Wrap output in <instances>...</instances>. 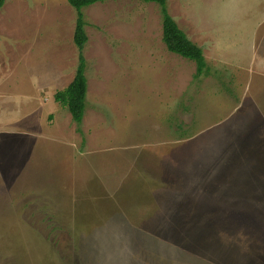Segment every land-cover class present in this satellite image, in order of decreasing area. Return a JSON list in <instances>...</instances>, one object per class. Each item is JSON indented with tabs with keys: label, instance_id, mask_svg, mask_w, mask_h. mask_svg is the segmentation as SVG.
I'll return each mask as SVG.
<instances>
[{
	"label": "rangeland",
	"instance_id": "1",
	"mask_svg": "<svg viewBox=\"0 0 264 264\" xmlns=\"http://www.w3.org/2000/svg\"><path fill=\"white\" fill-rule=\"evenodd\" d=\"M167 9L208 73L166 49L156 3L86 6L78 131L53 99L74 8L4 1L0 264H264V0Z\"/></svg>",
	"mask_w": 264,
	"mask_h": 264
},
{
	"label": "trees",
	"instance_id": "2",
	"mask_svg": "<svg viewBox=\"0 0 264 264\" xmlns=\"http://www.w3.org/2000/svg\"><path fill=\"white\" fill-rule=\"evenodd\" d=\"M5 0H0V8ZM76 12L73 42L77 48V65L72 80L63 88L53 93V99L66 107L76 129L80 131V125L86 108L87 78L85 76L86 61L83 54L84 45L88 39L85 25L86 21L82 8L94 3H102L107 0H66ZM153 2L159 7L162 24V41L166 49L187 59L193 60L196 65L195 76L206 75L208 66L200 46L190 40L185 32L178 26L167 9V0H140Z\"/></svg>",
	"mask_w": 264,
	"mask_h": 264
},
{
	"label": "crops",
	"instance_id": "3",
	"mask_svg": "<svg viewBox=\"0 0 264 264\" xmlns=\"http://www.w3.org/2000/svg\"><path fill=\"white\" fill-rule=\"evenodd\" d=\"M237 213H245L244 211L242 210H239V211H236Z\"/></svg>",
	"mask_w": 264,
	"mask_h": 264
}]
</instances>
